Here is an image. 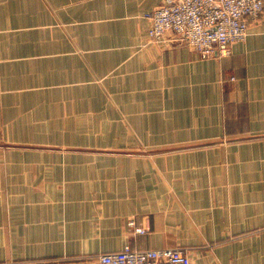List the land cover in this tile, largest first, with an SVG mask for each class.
Here are the masks:
<instances>
[{
  "label": "crops",
  "instance_id": "0c3cea01",
  "mask_svg": "<svg viewBox=\"0 0 264 264\" xmlns=\"http://www.w3.org/2000/svg\"><path fill=\"white\" fill-rule=\"evenodd\" d=\"M162 2L0 0V264H264V12L202 58Z\"/></svg>",
  "mask_w": 264,
  "mask_h": 264
},
{
  "label": "built area",
  "instance_id": "2783aa9c",
  "mask_svg": "<svg viewBox=\"0 0 264 264\" xmlns=\"http://www.w3.org/2000/svg\"><path fill=\"white\" fill-rule=\"evenodd\" d=\"M264 12V0H163L145 16L153 40L172 33L202 58L230 54L231 45L245 39L250 19ZM97 264H192L182 246L135 249L130 245L101 253Z\"/></svg>",
  "mask_w": 264,
  "mask_h": 264
},
{
  "label": "rangeland",
  "instance_id": "374dc122",
  "mask_svg": "<svg viewBox=\"0 0 264 264\" xmlns=\"http://www.w3.org/2000/svg\"><path fill=\"white\" fill-rule=\"evenodd\" d=\"M172 34V33H171ZM105 151H108V150H105ZM129 224L130 225H133V222H129ZM136 231L137 232H143V231H145V227H139V228H136ZM180 246V245H179ZM183 247V246H182ZM184 248H186L187 249V251L189 250V248L188 247H185L184 246ZM188 254H189V252H188ZM189 257H190V254H189ZM191 258V257H190ZM191 261H192V258H191ZM193 264V263H192Z\"/></svg>",
  "mask_w": 264,
  "mask_h": 264
}]
</instances>
